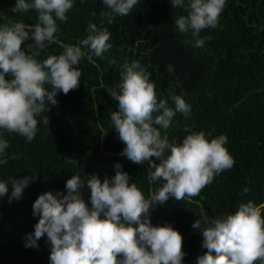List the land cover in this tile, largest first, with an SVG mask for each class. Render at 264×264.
I'll return each mask as SVG.
<instances>
[{
  "label": "trees",
  "instance_id": "trees-1",
  "mask_svg": "<svg viewBox=\"0 0 264 264\" xmlns=\"http://www.w3.org/2000/svg\"><path fill=\"white\" fill-rule=\"evenodd\" d=\"M188 3L184 0L181 7L173 8L171 0H138L128 15L121 16L103 0H73L67 20L56 21L58 31L43 50L33 46L29 33L21 50L38 62L59 56L66 44L79 46L89 34V24L107 29L112 47L96 57L81 46L84 56L74 66L81 72L79 87L66 95L58 92L55 106L46 102L30 142L0 129V138L9 144L8 162L0 164V182L9 186V194L0 197V264H50L46 234L37 241V248L25 247L40 218L33 215L32 205L45 192L67 194L65 184L72 176L86 183L96 175L103 182L114 177L115 165L120 164L129 184H136L145 199L152 200L162 186L163 181H151L148 161L135 164L121 155L126 145L113 128L111 114L119 108L109 89L119 92L125 63L138 62L150 74L158 100H167L173 110L172 94L190 106L187 116L175 114L168 129L156 126L162 137L181 144L191 132L203 131L209 142L224 135V147L234 159L233 167L214 176L199 195L182 201L169 197L162 204L152 200L150 226L167 224L180 233L182 264H196L197 257L207 252L201 231L192 227L195 220L203 221L205 214L209 220L235 214L249 201L264 205V0H226L217 26L200 32V38L210 37L202 47L194 46L191 31L181 33L175 25L177 18L187 15ZM15 4L16 0H0V26L39 23L34 9L13 12ZM169 65L172 72L167 70ZM5 79L13 77L6 74ZM46 87L51 90L50 85ZM45 117L48 125L43 123ZM150 159L159 163L155 157ZM25 176L35 179L20 200L9 203L10 178ZM81 195L90 207V190L85 187ZM260 210L264 218V207Z\"/></svg>",
  "mask_w": 264,
  "mask_h": 264
},
{
  "label": "clouds",
  "instance_id": "clouds-1",
  "mask_svg": "<svg viewBox=\"0 0 264 264\" xmlns=\"http://www.w3.org/2000/svg\"><path fill=\"white\" fill-rule=\"evenodd\" d=\"M103 3L116 14L126 16L138 0H103ZM225 3L226 0H189L187 15L177 18L175 25L181 33L191 31L194 46L202 47L210 37L200 38V32L217 26ZM171 4L173 8L181 7L184 0H171ZM72 7L73 0H16L12 11L34 9L39 23L31 27L22 22L0 26V129L18 133L29 142L36 135V117L45 111L46 102L55 106L58 92L66 95L79 87L81 72L74 66L84 56L81 46L90 48L96 57H103L112 47L107 29L89 24V34L80 45H64L59 56L49 55L38 62L21 50L29 33L33 46L43 50L45 42L51 41L58 31L56 21H66V12ZM122 67L119 92L109 89L119 108L111 114V121L126 145L121 155L135 164L148 161L151 181H163L152 200L162 204L169 197L178 201L186 196L195 197L212 183L214 176L233 167L234 159L224 147L227 143L224 135L209 142L203 131L186 129L191 134L181 144L169 142L166 135L162 137L156 126L168 129L175 114L187 116L190 106L175 94L170 95L174 110L167 100H158L150 74L138 62ZM167 70L174 69L169 65ZM6 74L13 79L6 80ZM43 123L48 125V117ZM8 147V141L0 138V164L8 162L5 151ZM152 157L159 163H154ZM115 168L114 177L103 182L96 175L89 176L86 183L79 176H72L65 184L67 194L40 195L32 205L33 215L40 218L34 234L26 237L25 247L37 248V241L46 234L51 246L50 264H182L185 253L180 233L167 224L150 226L147 217L152 200L145 199L136 184H129V176L120 171V164ZM33 179L35 176L10 178L9 203L20 200ZM85 187L90 190V207L81 195ZM8 194V182H0V197ZM261 207L264 205L258 207L249 201L241 204L235 214L211 220L205 214L203 221L195 220L192 227L201 231L202 248L207 249L197 257L196 264H254L257 260L264 264Z\"/></svg>",
  "mask_w": 264,
  "mask_h": 264
}]
</instances>
